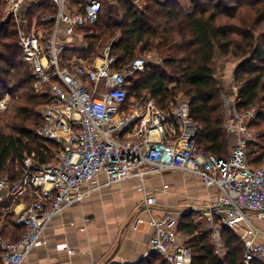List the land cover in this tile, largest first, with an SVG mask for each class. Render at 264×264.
Returning a JSON list of instances; mask_svg holds the SVG:
<instances>
[{
	"label": "built area",
	"instance_id": "obj_1",
	"mask_svg": "<svg viewBox=\"0 0 264 264\" xmlns=\"http://www.w3.org/2000/svg\"><path fill=\"white\" fill-rule=\"evenodd\" d=\"M26 1L2 0L0 16L14 21L32 88L46 95L35 135L54 148L48 163L24 155L17 179L0 177V224L10 218L24 229L17 241L0 237L1 264H21L33 247L46 243L45 231L54 216L93 191L128 178H135L143 193L138 209L149 215V252L166 264H192L178 230L183 213L170 209L159 217L151 215L155 199L146 180L173 170L188 172L218 190L204 212L213 253L221 259L226 255V228L242 242L245 264L264 263V167L247 161L248 143L256 138L248 122L255 118L256 106L239 112L231 101L223 128L234 143L227 157L219 159L198 148L185 98L162 109L148 94L128 97L127 78L157 66L153 56L138 55L123 66L111 54L112 43L92 57L75 52L87 48L86 29L97 22L103 2L116 0H47L53 11L38 9L41 23L36 29L27 27L28 11L45 0ZM10 97L8 92L0 96V110ZM101 173L103 183L96 181ZM144 222L140 216L134 219L135 226Z\"/></svg>",
	"mask_w": 264,
	"mask_h": 264
},
{
	"label": "trees",
	"instance_id": "obj_2",
	"mask_svg": "<svg viewBox=\"0 0 264 264\" xmlns=\"http://www.w3.org/2000/svg\"><path fill=\"white\" fill-rule=\"evenodd\" d=\"M191 5V10L184 12L174 1L161 4L144 0L141 7L133 0L105 1L97 22L86 29L90 42L80 53L92 57L95 40L105 35L107 39L117 37L111 45V54L123 66L143 53L160 54L161 67H145L127 78L128 97L148 94L165 109L182 94L196 124L198 148L224 159L229 153L230 134L223 128V88L214 76V59L220 55L228 62L239 60L233 72L238 86L234 107L239 112L258 107L255 118L248 122L250 128L263 122L264 0H193ZM33 8L52 12L47 0L32 5L28 14ZM17 40L14 21L2 20L0 16V96L8 92L13 98L9 108L0 114V177L11 180L19 177L24 155L48 163L54 148V144L35 135L41 123L39 109L46 95L33 90V80ZM170 83L173 86L168 89ZM259 136L264 140V132ZM252 142L248 143L252 149L247 161L258 167L264 162V144ZM5 221L0 236L19 240L24 229L12 223V219L10 222V218ZM178 229L186 237L192 264H245L243 245L234 231L222 230L227 253L221 259L213 253L209 232L198 229L188 214H182ZM235 240L240 241V246ZM151 254L153 264H166L161 256Z\"/></svg>",
	"mask_w": 264,
	"mask_h": 264
},
{
	"label": "crops",
	"instance_id": "obj_3",
	"mask_svg": "<svg viewBox=\"0 0 264 264\" xmlns=\"http://www.w3.org/2000/svg\"><path fill=\"white\" fill-rule=\"evenodd\" d=\"M153 1L161 4L174 1L177 5L185 2L184 0ZM192 1H187L189 5L183 9L184 12L191 10ZM85 39L87 46V38ZM81 51L82 49L75 50L79 54ZM235 67L229 72L226 67L220 73V77H217L223 93L230 100L228 104L223 102L225 111L229 110L231 101H234L235 97L236 84L233 79ZM229 138L230 151L234 136L229 135ZM104 180L102 173L96 179L100 183ZM164 185H167V188L164 189ZM146 187L149 188V195L155 199L151 215L157 217L162 216L166 210H181L183 208L181 204L185 202V199H188L189 204L194 205L192 208H200L201 205L204 206V203H209L216 197L212 198L213 194L209 191L218 192L215 187L205 186L200 179L188 172L178 170L151 175L146 180ZM142 197L143 193L138 190V181L135 178L124 179L117 184L93 191L80 203L66 207L54 216L45 231L46 243L33 247L21 264L155 263L149 259V257L154 259L149 252L150 227L147 223L149 215L138 209ZM207 204L201 210H206ZM201 210L197 209V212ZM137 216L144 218L145 222L135 226L134 219ZM190 218L193 221V217ZM5 222H2L0 227ZM196 224L198 226V223ZM82 227L84 229L80 230ZM180 233L186 241L185 235Z\"/></svg>",
	"mask_w": 264,
	"mask_h": 264
},
{
	"label": "rangeland",
	"instance_id": "obj_4",
	"mask_svg": "<svg viewBox=\"0 0 264 264\" xmlns=\"http://www.w3.org/2000/svg\"><path fill=\"white\" fill-rule=\"evenodd\" d=\"M185 2H182L181 3V5L180 4H178V7H183V8H181L182 10L183 9H186L187 7H188V0H184ZM133 2L136 4V5H138V6H143V3H144V0H133ZM26 3H27V5H30V1L29 0H27L26 1ZM115 3V2H114ZM4 8V7H3ZM106 9L104 8V10H103V12H102V14L104 13V11H105ZM37 13H38V9H36V8H33L30 12H29V14L27 15V17H28V21H29V23H27V27L30 29V28H32V26H34L35 27V29L36 28H39V21L38 20H40V18H41V15H37ZM120 15H121V13L119 12V17H117V19H119L120 18ZM39 16V17H38ZM25 27H26V25H25ZM117 38V37H116ZM116 38H106V36L104 35V36H102L101 38H99V39H97V40H95V45H94V52H93V56L94 55H96V54H98V53H100L101 51H103L106 47H108V45L110 46V43H113L114 41H116ZM90 42V40H87V44ZM146 54H149L150 56H151V58H152V56H153V59L154 60H156V62L158 61L159 62V64H157V66H159V67H161L162 66V63H161V61H163L162 60V56L160 55V54H157V52H154V51H151V52H148V53H143V54H141V55H145L146 56ZM219 56V57H218ZM238 61L239 60H233V61H230V62H228V61H225V59H222L221 57H220V55H217L216 56V58L214 59V63H213V71H214V76L217 78V77H220V73H222L223 71H224V69L227 67L228 68V72L229 71H231V70H233V67L234 66H236L237 65V63H238ZM237 88H238V86H236L235 85V88H234V92H235V94H234V96L236 95V90H237ZM2 96V95H1ZM179 97H182V98H184L183 96H182V94H180L179 95ZM12 97H10L9 98V100H8V106L6 107V109H4V110H0V114H3L8 108H9V106L12 104ZM227 99V97H226V95L223 93V95H222V101L224 102L225 100ZM258 110V107H256V111ZM225 113H226V111H225ZM257 126H254L252 129L254 130V132H255V136H256V138H255V140H253V142L252 143H256V144H258V143H261V144H264V140L259 136L260 134H262L263 132H264V121L263 122H260V123H258V124H256ZM251 149H252V146H250V147H248V153H247V157L249 158L251 155H250V151H251ZM228 151H229V148H228ZM258 166H260V167H264V162L263 163H261V164H258ZM213 190V189H212ZM209 193L210 194H213V195H211V197L213 198V197H215L216 196V194H217V192L215 193L214 192V190L213 191H209ZM187 197V196H186ZM210 199V198H209ZM208 199V200H209ZM187 201V202H186ZM208 203V202H207ZM207 203H204L205 205L207 204ZM210 203V202H209ZM208 203V204H209ZM207 204V205H208ZM182 206H183V208L182 209H189L188 211L187 210H183V213H185V214H188L189 215V218L190 217H193V222H195V223H198V227L200 228V229H205V227H206V220H207V217L205 216V214H204V212H205V210L203 211V210H201L202 208H204V206L203 205H201V207L199 208H196L195 207V209L194 208H192V207H194V205L192 206V204H189L188 203V199L186 200L185 199V202L184 203H182L181 204ZM182 209L180 210V211H182ZM197 209H200L201 211H198L197 212ZM192 212H193V214H192ZM191 214L193 215V216H191ZM190 219H192V218H190ZM257 224V223H256ZM5 236V235H4ZM6 237V236H5ZM8 238H10L9 236H7ZM240 241H238V240H235V243H237L239 246H240V243H239ZM238 254H240V253H238Z\"/></svg>",
	"mask_w": 264,
	"mask_h": 264
}]
</instances>
